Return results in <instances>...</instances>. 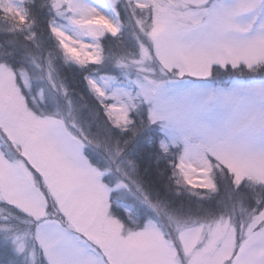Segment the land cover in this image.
Instances as JSON below:
<instances>
[{
  "label": "snow or ice",
  "instance_id": "1",
  "mask_svg": "<svg viewBox=\"0 0 264 264\" xmlns=\"http://www.w3.org/2000/svg\"><path fill=\"white\" fill-rule=\"evenodd\" d=\"M0 251L264 264V0H0Z\"/></svg>",
  "mask_w": 264,
  "mask_h": 264
},
{
  "label": "trees",
  "instance_id": "2",
  "mask_svg": "<svg viewBox=\"0 0 264 264\" xmlns=\"http://www.w3.org/2000/svg\"><path fill=\"white\" fill-rule=\"evenodd\" d=\"M68 75L70 78L73 77V73L71 71L68 72ZM5 260H6L5 255L3 254L2 251H0V264H4Z\"/></svg>",
  "mask_w": 264,
  "mask_h": 264
}]
</instances>
